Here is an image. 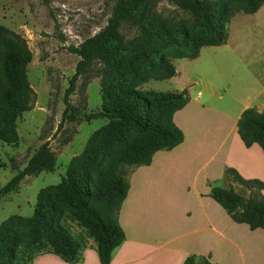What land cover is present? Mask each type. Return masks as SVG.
<instances>
[{"label":"trees","instance_id":"trees-1","mask_svg":"<svg viewBox=\"0 0 264 264\" xmlns=\"http://www.w3.org/2000/svg\"><path fill=\"white\" fill-rule=\"evenodd\" d=\"M154 1H119L105 29L71 51L80 60L65 91L63 118L70 109L68 99L78 78L95 60L105 62L109 67L103 84V108L86 117L87 120L105 119L108 123L91 136L84 165L68 177H62L56 187L65 203L79 214L94 242L100 264H110L112 253L125 239L117 215L127 197L129 184L117 173L118 165L148 166L156 152L170 151L184 140L182 131L174 123V115L188 104L187 90L176 93L142 90L143 78L155 81L174 78L176 70L166 54L174 60H194L202 48L224 46L228 40L226 27L232 15L237 12L254 15L264 6V0H230V3L226 0H178L192 13V27L157 21L150 12ZM123 23L139 25L144 40L124 46L119 35ZM13 38L12 32L0 27V43ZM30 61L27 51L0 49V141L4 143L12 142L16 119L30 110L25 98L32 93L26 78ZM129 132L140 141L131 139ZM236 133L245 148L256 144L264 157V113L254 108L244 110L236 123ZM103 137L113 139L120 147V160L97 144ZM55 166L46 142L23 170L13 166L16 174L0 190V200L17 191L25 177L52 173ZM225 174L245 188L248 197L244 198L231 187H211L208 197L235 224H244L250 231L260 229L264 232V183L256 179L245 180L233 169H227ZM38 209L28 220V253L16 252L17 242L7 239L0 242V264H31L34 256L45 253H51L67 264L79 263L84 249L72 237L69 228L61 223L62 208L47 203L46 207ZM183 264L214 263L207 258L189 256Z\"/></svg>","mask_w":264,"mask_h":264},{"label":"rangeland","instance_id":"rangeland-1","mask_svg":"<svg viewBox=\"0 0 264 264\" xmlns=\"http://www.w3.org/2000/svg\"><path fill=\"white\" fill-rule=\"evenodd\" d=\"M119 1L121 0H0V27L15 35L11 41L0 43V49L27 51L30 54L26 78L32 90L31 94L25 95L30 110L16 119L12 142L0 141V190L16 174L13 166L23 170L39 147L46 142L48 153L56 163L52 173L25 177L17 191L0 200V242L7 239L9 242H17L16 252L28 253V220L38 207H46L47 203L62 208L61 223L69 228L72 237L83 249L94 247L79 214L65 203L56 187L62 177H68L84 165L91 136L108 123L105 119H86L88 115L100 112L103 108V84L109 73L108 65L95 60L78 78L74 92L68 99L70 109L65 118L63 100L80 60L71 51L105 29ZM226 1L230 3V0ZM259 11L261 16L237 14L227 24L226 45L205 47L208 50L205 53H212L208 63L203 59L184 67V75L192 78L191 94L201 91V79L216 86L219 90L217 94L223 97L225 103L244 101L262 91L264 6ZM150 12L159 22L194 26L192 13L182 7L178 0H155L150 6ZM119 35L124 46L144 40V33L139 25L123 23ZM170 57V54H166L176 70L179 68L178 60ZM196 81L199 84H195ZM140 84L142 90L172 93L180 90L184 83L180 81V85H177L176 82L148 80L145 77ZM129 137L140 141L132 132H129ZM97 144L107 149L109 155L121 159L120 147L113 139L103 137ZM134 167L119 164L117 173L127 181V176ZM217 185L231 187L244 198L248 197V191L228 177ZM196 199L190 193L179 197L177 201L176 220L180 225L182 221L188 222L185 226L188 230L202 219ZM167 224L164 219L153 220V226L159 229L166 228ZM205 241L214 248L216 264H242L239 249L230 246L226 240L223 244L214 243L209 238Z\"/></svg>","mask_w":264,"mask_h":264},{"label":"crops","instance_id":"crops-1","mask_svg":"<svg viewBox=\"0 0 264 264\" xmlns=\"http://www.w3.org/2000/svg\"><path fill=\"white\" fill-rule=\"evenodd\" d=\"M237 14L244 13H234L230 22ZM254 15L261 16V11ZM207 51L202 48L194 60H178L176 76L167 80L177 85L183 81L176 92L187 88L189 102L174 115L184 140L170 151L156 152L150 165L134 167L129 172L128 194L117 215L125 239L112 253L110 264H183L189 256L207 258L216 264L214 248L205 241L207 238L221 244L226 240L237 247L242 264H264V232L259 234L260 229L250 231L244 224H235L208 197L211 187H220L217 184L227 178V169L235 170L245 180L264 183L260 147L254 144L245 148L236 133V123L244 110L254 108L264 113V88L253 98L225 103L216 86L199 79L201 91L191 94L192 78L184 75L183 69L203 59L208 63L212 53ZM190 193L197 197L202 219L188 230V222L182 221L180 225L176 218L179 197ZM155 219L166 220V228L154 227ZM31 264L67 263L45 253L34 256ZM76 264H100L94 248H85L82 260Z\"/></svg>","mask_w":264,"mask_h":264}]
</instances>
